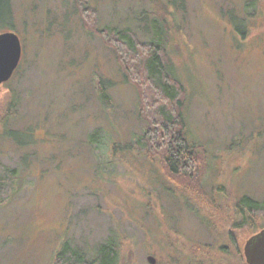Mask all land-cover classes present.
<instances>
[{"label":"rangeland","instance_id":"rangeland-1","mask_svg":"<svg viewBox=\"0 0 264 264\" xmlns=\"http://www.w3.org/2000/svg\"><path fill=\"white\" fill-rule=\"evenodd\" d=\"M238 1L88 0L87 21L75 0H4L0 32L17 33L22 56L0 83V161L18 171L0 205V264H53L67 243L95 257L116 236V264H247L264 215L238 227L233 208L264 203V0L245 38L228 17ZM159 18L204 160L200 192L219 214L136 146L147 126L138 86L96 29L149 39Z\"/></svg>","mask_w":264,"mask_h":264},{"label":"trees","instance_id":"trees-1","mask_svg":"<svg viewBox=\"0 0 264 264\" xmlns=\"http://www.w3.org/2000/svg\"><path fill=\"white\" fill-rule=\"evenodd\" d=\"M75 2L81 5L78 7L82 10L84 19L97 11L96 8L89 6L88 0ZM261 3L262 0H239L238 12L228 16L232 27L242 38L248 35L253 20L260 13ZM2 4H5L4 0H0V6ZM81 10H78L80 14ZM158 21L157 25L152 26L156 35L154 38L149 35V39L140 38L133 28L118 29L107 26L96 29L102 38L117 49L126 80L132 79L138 86L139 113L141 118L147 120V126L135 142L136 146L149 156L152 152L155 153L154 156H159L162 165L171 175L178 178L184 186L199 193L197 195H201V200L203 199L208 207L219 214L216 197L206 198L202 194V189L200 192L198 181L204 168V160L201 151L187 137L183 84L168 55V30L164 20L159 18ZM82 26L84 27L83 23ZM100 97L103 104L112 105V98L105 90L100 93ZM9 113L13 114V111L7 107V110H4V117ZM17 181V169L0 161V205L11 199L17 189ZM233 209L236 216L234 219L237 220L233 224L238 227L252 224L256 217L264 215V203L259 204L249 197L242 198ZM230 233L233 235L234 230L231 229ZM116 237L103 244L95 257H89L85 251L73 248L67 243L54 255L52 263L116 264L121 245L119 236L117 240Z\"/></svg>","mask_w":264,"mask_h":264},{"label":"water","instance_id":"water-1","mask_svg":"<svg viewBox=\"0 0 264 264\" xmlns=\"http://www.w3.org/2000/svg\"><path fill=\"white\" fill-rule=\"evenodd\" d=\"M22 45L14 31L0 32V83L8 81L20 63ZM243 255L247 264H264V228L251 235L244 243ZM151 264L156 257L147 255Z\"/></svg>","mask_w":264,"mask_h":264}]
</instances>
